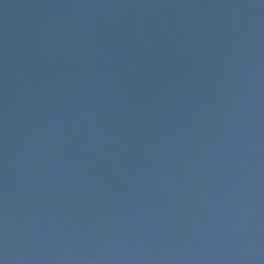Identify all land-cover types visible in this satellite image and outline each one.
<instances>
[{
	"label": "water",
	"instance_id": "obj_1",
	"mask_svg": "<svg viewBox=\"0 0 264 264\" xmlns=\"http://www.w3.org/2000/svg\"><path fill=\"white\" fill-rule=\"evenodd\" d=\"M0 264H264V0H0Z\"/></svg>",
	"mask_w": 264,
	"mask_h": 264
}]
</instances>
